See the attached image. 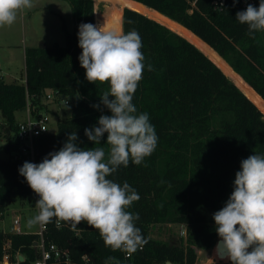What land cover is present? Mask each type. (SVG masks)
Listing matches in <instances>:
<instances>
[{
    "label": "trees",
    "instance_id": "1",
    "mask_svg": "<svg viewBox=\"0 0 264 264\" xmlns=\"http://www.w3.org/2000/svg\"><path fill=\"white\" fill-rule=\"evenodd\" d=\"M65 1L73 23L65 47L26 49L24 81L0 78V128L9 152H15L18 114L24 115L27 106L50 114L48 92L67 115L58 118L55 132L38 138L35 163L60 150L72 132L78 147L107 151V134L93 145L85 129L98 126L101 115H111L100 101L109 85L89 83L78 59V26L96 25L94 3L103 1L128 8L117 15L116 28L135 29L141 36L145 68L132 103L137 114L149 115L158 142L141 165L130 161L108 177L127 182L140 196L129 211L139 214L135 224L148 241L142 250L126 258L106 247L86 222L74 232L68 223L56 227L53 219L44 239L66 250L70 264H105L110 256L120 264H195L197 251H210L220 239L212 217L230 197L241 161L264 155V33L250 36L247 25L235 19L245 10L241 0ZM97 104L99 109L92 107ZM23 163L15 157L0 160V219L9 204L32 200L33 191L18 171ZM162 224L183 226L185 238L173 244L153 239L151 228ZM36 239L0 230V258L9 243L11 260L18 253L25 258L21 264L34 261Z\"/></svg>",
    "mask_w": 264,
    "mask_h": 264
},
{
    "label": "clouds",
    "instance_id": "2",
    "mask_svg": "<svg viewBox=\"0 0 264 264\" xmlns=\"http://www.w3.org/2000/svg\"><path fill=\"white\" fill-rule=\"evenodd\" d=\"M34 6V0H0V28L12 26L21 11ZM235 19L247 25L250 36L264 33V0H259L258 7L248 3ZM78 27L80 66L89 83L109 85L100 101L111 112L98 118V126L86 128L85 136L100 145L107 134L108 148H80L72 132L63 147L42 162H24L19 174L39 197L35 203L39 211L28 223L47 224L55 219L57 226L68 223L75 232L86 222L99 232L106 247L131 257L148 242L135 224L139 214L129 211L140 196L127 182L121 185L108 177L130 161L141 165L157 147L149 115L137 114L132 103L145 68L142 39L135 29L125 33L92 23ZM147 68L153 70L151 64ZM212 218L221 258L231 264H264V155L253 154L241 161L230 197ZM109 262L120 264L111 256L105 264Z\"/></svg>",
    "mask_w": 264,
    "mask_h": 264
},
{
    "label": "rangeland",
    "instance_id": "3",
    "mask_svg": "<svg viewBox=\"0 0 264 264\" xmlns=\"http://www.w3.org/2000/svg\"><path fill=\"white\" fill-rule=\"evenodd\" d=\"M34 5L31 9L21 11L12 26L0 28V76L7 83L21 82L24 78L26 49L53 46L63 48L66 44V31L72 32V14L65 0H34ZM124 9L126 8L120 10L116 5L106 1L94 3V21L96 20L97 26L104 25L106 28L117 29V15ZM49 109L53 122L50 131L55 132L58 118H64L67 115L66 107L51 103ZM17 118L21 121L24 115L18 114ZM2 131L0 128V160H8L14 152L6 151L7 141ZM36 214L35 205L30 198L19 199L8 205L0 219V228L10 231L14 217H18L24 233L36 234L39 229L38 224L29 225L28 223ZM183 230L184 227L181 225H155L151 228L150 236L173 244L178 242L180 237H184ZM211 250H198L195 264H231L230 261L213 259Z\"/></svg>",
    "mask_w": 264,
    "mask_h": 264
},
{
    "label": "built area",
    "instance_id": "4",
    "mask_svg": "<svg viewBox=\"0 0 264 264\" xmlns=\"http://www.w3.org/2000/svg\"><path fill=\"white\" fill-rule=\"evenodd\" d=\"M248 3L253 4L255 7L259 6V0H241L244 9H246ZM45 97L46 104L48 105L54 103L56 100L51 92H48ZM63 103L64 105H67V102ZM51 118V114L45 111L34 112L32 107H26L24 118L18 123L13 138L12 144L15 146V152L12 156L13 158L15 157L22 162L28 161L35 163L36 141L42 135L51 133L50 126L53 123ZM38 199L39 197L37 194L33 192L32 201L34 205ZM36 211L38 213L39 210L36 208ZM46 225L47 224H38L39 229L35 234L37 239L33 243L37 258L28 264H70L69 253L66 250L45 241L44 233L46 232ZM55 226L60 227L57 226V222L55 223ZM12 232L15 234H22L21 221L18 217H14L13 219ZM182 234L185 238V230H183ZM8 251L9 243H5L3 246V254L0 258V264H21L25 262V258L18 253L14 256V259L11 260V255ZM125 257L128 258L126 254ZM20 259H22V261H20ZM82 259L85 260L86 257L83 256Z\"/></svg>",
    "mask_w": 264,
    "mask_h": 264
},
{
    "label": "bare ground",
    "instance_id": "5",
    "mask_svg": "<svg viewBox=\"0 0 264 264\" xmlns=\"http://www.w3.org/2000/svg\"><path fill=\"white\" fill-rule=\"evenodd\" d=\"M211 251H212V258H213V259H217V261H218V260H219V261H220V260L230 261V260L227 259L226 257H225V258H221L217 246H215Z\"/></svg>",
    "mask_w": 264,
    "mask_h": 264
},
{
    "label": "crops",
    "instance_id": "6",
    "mask_svg": "<svg viewBox=\"0 0 264 264\" xmlns=\"http://www.w3.org/2000/svg\"><path fill=\"white\" fill-rule=\"evenodd\" d=\"M0 78H2L3 79V77L2 76H0ZM4 80V79H3ZM5 81V80H4ZM14 81H16V80H14ZM22 81H24V78L22 79ZM6 82V81H5ZM13 82V81H12ZM7 148V152H9V148L8 147H6ZM12 226V225H11ZM11 228V230L10 231H12V227H10ZM0 230H2L3 232H8L7 230H3V229H1L0 228ZM21 230H22V225H21ZM22 233H24L23 231H22ZM27 234V233H26Z\"/></svg>",
    "mask_w": 264,
    "mask_h": 264
},
{
    "label": "water",
    "instance_id": "7",
    "mask_svg": "<svg viewBox=\"0 0 264 264\" xmlns=\"http://www.w3.org/2000/svg\"><path fill=\"white\" fill-rule=\"evenodd\" d=\"M127 9V8H126ZM130 10V9H129ZM133 11V10H132ZM180 25V24H179ZM190 32V31H189ZM191 33V32H190ZM194 35V34H193ZM195 36V35H194ZM197 37V36H196ZM198 38V37H197ZM199 39V38H198ZM201 40V39H200ZM202 41V40H201ZM203 42V41H202ZM219 242H220V239H218L217 241H216V246H218V244H219ZM218 248V247H217ZM218 251H219V249H218ZM219 254H220V256H221V253L219 252ZM20 261H22V259H20ZM231 262V261H230ZM169 264H172L171 262H169Z\"/></svg>",
    "mask_w": 264,
    "mask_h": 264
}]
</instances>
